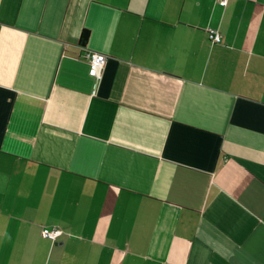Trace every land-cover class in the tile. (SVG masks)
Here are the masks:
<instances>
[{"label": "crops", "instance_id": "crops-1", "mask_svg": "<svg viewBox=\"0 0 264 264\" xmlns=\"http://www.w3.org/2000/svg\"><path fill=\"white\" fill-rule=\"evenodd\" d=\"M0 264H264V0H0Z\"/></svg>", "mask_w": 264, "mask_h": 264}, {"label": "built area", "instance_id": "built-area-1", "mask_svg": "<svg viewBox=\"0 0 264 264\" xmlns=\"http://www.w3.org/2000/svg\"><path fill=\"white\" fill-rule=\"evenodd\" d=\"M217 3L225 8L228 0H216ZM208 38L211 43L217 44L221 42V34L214 29H207ZM84 59L88 65V76L94 81V91L96 90L100 80L102 70L104 68L106 57L104 54L87 50L84 54ZM93 91V92H94ZM62 234V230L56 226L51 228H42V235L50 240H56Z\"/></svg>", "mask_w": 264, "mask_h": 264}, {"label": "trees", "instance_id": "trees-1", "mask_svg": "<svg viewBox=\"0 0 264 264\" xmlns=\"http://www.w3.org/2000/svg\"><path fill=\"white\" fill-rule=\"evenodd\" d=\"M88 39H89V30L86 28H83L81 33H80L79 44L81 46H85Z\"/></svg>", "mask_w": 264, "mask_h": 264}]
</instances>
